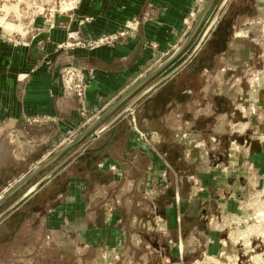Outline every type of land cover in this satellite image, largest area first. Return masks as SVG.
Wrapping results in <instances>:
<instances>
[{
	"label": "crops",
	"instance_id": "crops-1",
	"mask_svg": "<svg viewBox=\"0 0 264 264\" xmlns=\"http://www.w3.org/2000/svg\"><path fill=\"white\" fill-rule=\"evenodd\" d=\"M240 3L229 1L206 41L183 68L144 96L131 111L0 220V264L9 252L21 246L33 247L35 251L44 246L46 253L56 246L66 252L70 242L80 253L128 249L125 240L127 235H133L127 230L128 222L142 219L144 198L147 200L155 190L157 196L159 190L163 192L164 172L186 170L176 165H181L180 160H185V154L188 156L194 148L188 141H197L196 136L205 140L206 136L214 135L218 116L225 119L235 116L231 109L238 110V107L230 108L226 86L230 77L236 76L239 81L243 74L233 63L263 57L264 53H255V48L244 51L239 44L247 39L261 40L264 0H256L251 11L243 9ZM194 9L196 0H80L75 10L36 16L21 32H8L0 21V197L37 165L77 138L166 60L192 29L196 20L189 29L186 20ZM124 29H127L126 35L113 43L89 45L103 35ZM226 33L230 35L227 42ZM66 64L84 71L85 101L66 86L62 73ZM254 65L249 69L255 80L252 90L257 99L249 105L256 108L252 110L259 113L258 122L262 124L264 68ZM151 79L142 86L144 89L150 86ZM247 91L245 95L251 93ZM136 92L42 171L59 163L96 129L113 119ZM191 127L197 133L191 132ZM137 128L154 136L144 143L139 139ZM252 134L254 141L252 147L243 148V161H251L247 165L252 171L253 191L258 201L264 202V129ZM242 139L245 141L244 136ZM113 165L117 170L112 169ZM181 181L197 192L196 177L185 176ZM198 198L202 197L198 194L185 200L192 213L185 212V204L183 211L172 209L168 213L169 231L181 235L178 222L181 217L197 216L196 207L190 204H199ZM251 219L264 225V212L240 219L236 223L242 234L239 233L240 237L231 234L233 242L241 245L245 253L251 250L246 239L249 233L258 234L264 245V232L251 227L244 231L245 223ZM39 236L41 241L34 245L35 237ZM170 249L178 250L172 245ZM255 249L260 252L249 254V263L264 264V252L262 255L261 247ZM239 253V257L245 256ZM38 261V264L54 263L47 262L46 257ZM238 261V256L233 259L223 252L217 257L208 256L205 262L197 260L196 264H237ZM57 263L65 264L62 260Z\"/></svg>",
	"mask_w": 264,
	"mask_h": 264
},
{
	"label": "rangeland",
	"instance_id": "rangeland-1",
	"mask_svg": "<svg viewBox=\"0 0 264 264\" xmlns=\"http://www.w3.org/2000/svg\"><path fill=\"white\" fill-rule=\"evenodd\" d=\"M71 1L0 0V21L8 32H21L23 31L22 27L24 28L28 25L36 16L48 13L49 15L50 13L57 14L58 12L54 11L67 9ZM239 1H241L240 5L243 9L249 11L254 8L253 5L256 3V0ZM221 2L222 0H216L214 3L196 34L195 43L188 46V50L186 49L178 57L179 59L177 58L174 63H171L172 65L166 71L151 79L148 83L149 85L159 80L168 71L178 66L187 58L184 59L187 54H190L189 52L192 51V48L200 39ZM262 23L264 24V21ZM229 36L226 33L224 37L225 42H227ZM260 38L259 42L247 39L245 42L239 44V47L244 51L249 50V52L255 48V53L258 51L264 53V33L261 34ZM225 45L227 44L225 43ZM262 56L260 59H255L254 61L249 60L248 62V60L240 59L238 60L239 63L236 61L233 63V66H237L239 73H242V76H244H241V80L239 81H236V76L230 77L226 86V90L229 92L231 98L230 108L234 105L238 107V110L237 108L231 109L235 111V116L230 115L226 119L218 116L217 123L213 126L214 135L211 137L206 136L205 140L203 137L199 138V136H196L197 141H188L190 142L189 146L194 148L188 153V156L185 154L187 160L181 159V165H176L185 167L186 170L176 173L164 172L165 186L163 187V192L161 193L159 190V195L157 196L155 190L153 193H150L151 195L147 200L144 198L141 212L142 219L128 222L127 230L131 231L133 235H127L125 240L128 245L127 250L113 251L111 249L107 251L102 249L101 251L90 250L80 253L76 247L73 248L70 242L68 245L69 249L66 252H61L56 246L51 249L50 253H46L44 246L36 251L33 250V247L27 249V247L21 246L9 252L1 264H38V259L43 258L45 260V257L47 262L52 260L53 264H62L57 263L61 260L65 264H179L178 262H181V264H196L197 260L205 262L208 256L217 257L223 252L230 254L233 259L238 256L239 261L237 264H251L249 263L251 260L249 254L254 253L256 255L260 252L258 250L255 251V248L261 247L263 255L264 245L258 234L253 232L254 235L251 233L246 235L251 249L247 253L244 252L241 245L235 244L232 240L233 237H231V234L237 237H240L239 233L242 234L241 227L236 222L248 215L256 217L259 213L264 212V202L258 201V195L253 191L251 183L253 180L252 171L247 165L251 161L249 159H247V162L243 161L244 152H242L244 151V147H252L254 141V138H252L253 131L260 128L264 129V123L260 124L258 122L259 113H254L252 110L256 108L249 105L257 99V94L252 90L254 87L253 83L255 82V80H252L251 75L254 68L253 65L255 64V68L263 69L264 54ZM143 89L144 87L138 90L134 96L138 95ZM247 90L251 92L249 95L244 94V92H248ZM239 109H244V112H241ZM226 121H229L228 125ZM186 131L188 133V130ZM194 131L197 133L191 127V132L195 133ZM149 134L151 135L152 133ZM242 136L245 137V141L242 139ZM200 142L202 143L199 145ZM235 156L237 157L235 158ZM165 158L168 159V157ZM57 163L55 162L49 168L40 172L25 187L8 199L0 207V213ZM185 176L197 178L196 193L185 182L181 181V178ZM201 186L204 187V190H200ZM198 194L199 197H202L198 198L200 203L197 205L190 204L196 207L197 216L186 219L181 217V222H178L179 226L181 225V235H176L174 232L169 231L168 213L172 209H175V211L180 210V212L183 211L184 204L186 205L185 212L192 213V210L188 207V202H185V200L187 201L190 196H198ZM158 214H160L159 217H157ZM123 224L125 226L126 223ZM250 227L264 232V225L257 222V220L251 219L248 224L245 223L244 231H248ZM194 229L197 231H194ZM46 239V244H48L50 239L48 237ZM39 241H41L40 236L38 238L35 237L33 241L34 245H38ZM25 242L28 241L26 240ZM170 245L175 248L177 247L178 250H171ZM239 251L245 256L239 257Z\"/></svg>",
	"mask_w": 264,
	"mask_h": 264
},
{
	"label": "water",
	"instance_id": "water-1",
	"mask_svg": "<svg viewBox=\"0 0 264 264\" xmlns=\"http://www.w3.org/2000/svg\"><path fill=\"white\" fill-rule=\"evenodd\" d=\"M230 0H222L218 8L216 9L213 17L211 18L210 22L208 23L206 29L204 30L203 34L201 35L200 39L198 40L195 47L192 49L190 54L187 58L176 66L173 70L169 73L161 77L159 80L145 88L141 91L138 95H136L113 119H111L107 124H105L100 129H96L95 132L80 146H78L73 152L68 154L65 158H63L59 163H57L52 169H50L44 176L38 179L33 185H31L21 196H19L14 202H12L7 208H5L0 213V220L3 219L6 215L12 212L15 208H17L25 199H27L31 194H33L38 188H40L45 182H47L61 167H63L66 163H68L75 155L83 151L89 143H91L99 134L107 130L111 125H113L116 121H118L121 117L127 114L129 111L132 110L134 105L140 101L144 96L148 93L153 91L163 82L168 80L172 77L176 72H178L181 68H183L197 53L200 49L202 44L206 41L208 36L210 35L211 31L213 30L214 26L218 22L222 12L224 11L225 7L229 3ZM216 0H207L206 4L204 5L203 9L201 10L198 18L196 19L192 29L190 30L189 34L183 41V43L161 64H159L155 69H153L150 73H148L144 78H142L138 83H136L129 91H127L122 97H120L107 111H105L101 116H99L95 121H93L86 130H84L77 138L71 140L67 144H65L61 149L51 155L46 161L37 165L33 170L28 172L24 177H22L14 186H12L7 192H5L0 197V205H2L10 196H12L18 189H20L23 185H25L29 180L35 177L40 171L46 168L48 165L56 161L63 153L69 150L71 147L76 145L84 135L95 129L97 125H99L104 118H106L112 111H114L120 104H122L127 98L133 95L140 87H142L149 79L153 78L155 75L160 73L163 69H165L168 65L173 63L190 45L192 40L195 38L196 34L198 33L199 29L201 28L202 24L204 23L208 13L212 9Z\"/></svg>",
	"mask_w": 264,
	"mask_h": 264
},
{
	"label": "built area",
	"instance_id": "built-area-1",
	"mask_svg": "<svg viewBox=\"0 0 264 264\" xmlns=\"http://www.w3.org/2000/svg\"><path fill=\"white\" fill-rule=\"evenodd\" d=\"M206 1L207 0H196V9L192 11L190 17L186 20L188 29L192 26L193 22L196 20L198 13L201 11ZM79 2L80 0H72L70 5L67 7V9L65 10L60 9L59 11H54V12H66V11L75 10L78 7ZM50 14L51 16L53 15L52 13ZM126 33H127V29H124L118 32L103 35L98 39L91 41L89 45L93 47L104 43H108V44L113 43L114 41H117L118 39L124 37ZM62 73H63V79L68 89H70L79 99L85 101L87 81L84 71L72 64H66L62 69ZM137 132L139 135V139L142 140V142L144 143L149 142L150 139L154 136V133L150 135L148 132L143 131L139 128H137ZM112 169L117 170V167L113 165Z\"/></svg>",
	"mask_w": 264,
	"mask_h": 264
},
{
	"label": "trees",
	"instance_id": "trees-1",
	"mask_svg": "<svg viewBox=\"0 0 264 264\" xmlns=\"http://www.w3.org/2000/svg\"><path fill=\"white\" fill-rule=\"evenodd\" d=\"M219 29V28H218ZM218 29H216V32L218 31Z\"/></svg>",
	"mask_w": 264,
	"mask_h": 264
}]
</instances>
